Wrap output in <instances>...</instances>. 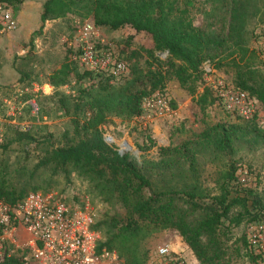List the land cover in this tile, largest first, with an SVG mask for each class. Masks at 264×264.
I'll return each instance as SVG.
<instances>
[{"label": "trees", "instance_id": "trees-1", "mask_svg": "<svg viewBox=\"0 0 264 264\" xmlns=\"http://www.w3.org/2000/svg\"><path fill=\"white\" fill-rule=\"evenodd\" d=\"M3 1L12 7L22 2ZM222 2L228 22L210 31L191 23L187 9L191 0H45L42 26L83 11L92 15L96 27L112 31L130 27L145 33L151 47L142 48L144 53L130 51L128 60L134 64L119 85L101 74L83 70L79 74L78 64L67 58L50 74L48 83L54 88L64 85L72 74L77 80L97 78V83L77 89L70 112L65 99L59 98L60 110L71 118L70 134L64 133L61 141H55L52 134L39 136L9 126L12 136L3 135L0 152L16 144L33 145L40 154L31 168L18 166L10 173L0 170V199L15 204L30 192H48L58 178L67 182L75 174L86 184L87 194L106 206L95 226L102 234L97 250L115 251L124 264H146L140 243L158 230H175L201 264H232L242 257L264 264V256L250 253L246 233L231 237L241 224L264 219V200L251 186L237 181L235 162L217 172L214 191L209 192L201 185L199 160L207 152L232 157L236 145L264 142V131L256 126L257 116L236 124L206 126L178 145L160 147L158 159H144L141 165L128 153L120 154L106 144L100 131L111 117H139L143 100L155 92L163 93L169 78L195 94L204 62L223 53L229 57L247 53L249 34L264 24V0ZM158 53L167 56L162 60ZM231 62L233 85L264 105V65L253 68L235 59ZM216 102L209 88L197 93L196 104L202 112ZM146 141L154 145L149 136ZM40 178H44L43 184H30Z\"/></svg>", "mask_w": 264, "mask_h": 264}, {"label": "rangeland", "instance_id": "rangeland-1", "mask_svg": "<svg viewBox=\"0 0 264 264\" xmlns=\"http://www.w3.org/2000/svg\"><path fill=\"white\" fill-rule=\"evenodd\" d=\"M181 1L186 2V0ZM44 2L45 0H22L19 5L11 6L17 18L18 27L13 32L0 35V94L13 99L16 94L21 93L19 98L21 102L27 99L33 100L38 107L37 111H33L26 104L18 111V114L14 112L13 116H8L7 112L0 110V132L7 138H11V127H14L19 131L32 130V133L39 136L52 134L55 141H61L64 133L70 134L71 118L60 110L59 98L65 99L70 112L72 99L75 98L77 89L97 83V78L86 76L77 80L74 74L62 86L54 88L48 83L50 74L59 70L66 58L68 61L72 60L74 50L70 45L73 37L84 23H93V17L80 11L40 26ZM191 2V5H187L188 18L194 26L217 31L228 22V12L225 11L222 0H191ZM96 29L100 38L104 40L106 48L126 63L129 72L131 65L134 64L133 61L128 60L130 51L143 52V49L151 47L148 35L136 32L130 27L117 31L104 27H96ZM263 45L264 24L257 25L253 33L249 34L246 43L248 51L244 56L235 54L229 57L227 53H223L202 64V80L198 82L195 94H190L182 88L176 79L169 78L163 93H154H159L171 109L163 117L157 118L150 109L133 119L111 117L100 129L102 136L109 135L114 138L115 144L112 146L123 154L128 153L138 165H141L144 159H158L160 147L178 145L186 138L200 134L206 126L240 123L243 120L227 114L217 102L202 112L196 104L197 93L219 81L233 84L235 76V68L231 62L233 59L242 61L253 68H261L264 65ZM157 55L162 60L167 56L166 53ZM140 61L143 64L144 60ZM78 72L81 74L82 70L78 68ZM123 81L120 79L114 84L119 85ZM154 94L145 99L150 100ZM17 102L14 100L13 104L18 106ZM259 106L255 122L258 129L264 131V105L259 104ZM148 136L154 141V145L151 146L146 141ZM38 154L40 153L33 145L25 147L13 144L6 152H0V170L10 173L18 166L31 168ZM222 155L214 156L209 152L202 154L199 159L201 185L209 192L214 191L217 172L228 162H235L238 168L236 177L238 170H247L250 181L246 187L251 186L264 200V142L252 146L236 145L232 157ZM43 181L44 178L35 179L30 184H43ZM158 181L160 180H157V184ZM52 190L62 194L70 204L88 203L98 217L106 209L100 200L87 194L86 184L75 174L67 182L61 177L58 178L56 186L49 191ZM255 225L264 227V219L249 225L241 224L232 230L231 237L238 238L244 233L247 237L248 228ZM163 244L176 245L177 250L183 249L188 261H195L175 230H158L140 243L141 250L146 253V264L150 254ZM178 245L181 247L178 248ZM248 246L250 253L259 254L251 245ZM120 259L124 264V260ZM232 264L254 263L250 261V258L242 257L233 260Z\"/></svg>", "mask_w": 264, "mask_h": 264}, {"label": "built area", "instance_id": "built-area-1", "mask_svg": "<svg viewBox=\"0 0 264 264\" xmlns=\"http://www.w3.org/2000/svg\"><path fill=\"white\" fill-rule=\"evenodd\" d=\"M17 27L13 8L0 0V35L13 32ZM70 47L74 50L72 60L83 71L115 80L128 73L126 63L106 48L93 23L86 22L78 28ZM209 89L227 114L246 121L258 116V101L233 84L219 81ZM20 97L21 93L13 99L0 94V110L13 116L28 104L37 111L33 100L21 102ZM14 100L18 101V106L13 104ZM148 109L157 118L171 110L159 93L150 100H143L142 112ZM2 140L0 132V142ZM103 140L110 146L115 144L109 135H103ZM237 179L246 187L250 181L247 170H238ZM97 219L96 212L88 203L70 204L62 194L53 190L30 192L15 204L0 199V264H122L115 251L97 250L102 240L101 232L95 228ZM247 241L264 255L263 226H250ZM147 264L201 263L188 261L183 249L177 250L176 245L163 244L150 254Z\"/></svg>", "mask_w": 264, "mask_h": 264}, {"label": "crops", "instance_id": "crops-1", "mask_svg": "<svg viewBox=\"0 0 264 264\" xmlns=\"http://www.w3.org/2000/svg\"><path fill=\"white\" fill-rule=\"evenodd\" d=\"M39 23H40V26H42V22H41V20L39 21ZM180 246V245H179Z\"/></svg>", "mask_w": 264, "mask_h": 264}]
</instances>
